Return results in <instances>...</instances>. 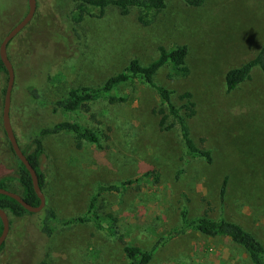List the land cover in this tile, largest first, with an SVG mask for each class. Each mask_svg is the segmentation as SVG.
Segmentation results:
<instances>
[{
    "label": "rangeland",
    "instance_id": "obj_1",
    "mask_svg": "<svg viewBox=\"0 0 264 264\" xmlns=\"http://www.w3.org/2000/svg\"><path fill=\"white\" fill-rule=\"evenodd\" d=\"M75 0H35L29 22L7 43L14 79L10 121L17 143L29 152L36 129L71 120L96 131L98 142L76 140L70 132L41 137L39 167L44 174L45 205L59 219L83 214L98 183L135 180L120 192L97 197L98 212L114 218L115 234L91 224L58 226L49 238L35 227L37 215L15 217L0 251V264H123L122 244L143 248L159 242L148 264H251L241 247L191 230L168 231L185 208L189 217L205 210L211 218L240 224L264 246V79L251 69L228 91L224 74L250 59L264 38V0H204L189 6L164 0L160 10L131 8L102 12ZM27 12V0H0V41ZM186 45L188 74L168 76L160 67L154 82L171 91V102L191 93L195 114L187 120L193 142L210 151L211 161L186 155L177 129L166 119L154 90L138 81L115 87L109 95L73 111L54 101L70 87L97 86L135 58L147 64L157 47ZM7 75L0 73V178L19 193L18 166L2 128L1 109ZM38 87L32 101L25 88ZM170 126V127H169Z\"/></svg>",
    "mask_w": 264,
    "mask_h": 264
},
{
    "label": "trees",
    "instance_id": "obj_2",
    "mask_svg": "<svg viewBox=\"0 0 264 264\" xmlns=\"http://www.w3.org/2000/svg\"><path fill=\"white\" fill-rule=\"evenodd\" d=\"M78 3L76 8L79 10L77 17L71 16L73 21H78L82 16V6L90 5L97 8L102 12L107 7H114L120 13L125 14L131 8H136L142 11L160 10L164 7V0H75ZM189 6H199L204 0H183ZM187 54L186 45H176L172 48L164 46L157 47V55L154 59L147 64H141L137 59L132 58L128 64L121 70L108 76L101 84L97 86L80 85L68 88L66 94L54 101L55 108H60L64 111H73L79 107L86 106L90 101H94L102 96H107L109 102H115L119 98L109 95L118 85L126 82L138 81L150 86L159 102L165 107V114L160 119V124H164L166 119L170 120V126L177 129L180 140L183 144L186 155L191 158H202L206 162L211 161L210 151L197 146L189 135V128L187 120L195 114V104L191 99V93L185 91L179 95L182 99L180 106H175L171 102V91L154 82L153 76L156 71L162 67L169 68L168 76H181L184 77L188 74V68L185 64V56ZM258 68L264 79V38L255 52V54L247 61L241 63L237 67L229 68L224 74L225 88L230 91L235 88L239 83L244 81L252 68ZM0 73L6 74V70L0 61ZM5 88V87H4ZM4 88L2 92L4 93ZM26 95L32 101H39L41 95L37 86L29 84L25 88ZM169 126V127H170ZM36 132L31 135L29 147L31 150L27 152L25 149L22 152L25 154L29 164L36 172L38 185L43 192L45 186V178L43 172L39 167V157L43 152L41 137L47 134H56L60 132H70L73 137L80 141H87L90 143L98 142L96 131L90 127L84 126L78 122L71 120H60L53 123L51 126L39 127ZM15 135V134H14ZM17 140V139H16ZM11 149V148H10ZM12 151V150H11ZM13 153V152H12ZM14 155V154H13ZM15 157V156H14ZM18 174L16 177L17 182L21 186L19 192L22 199L30 205H38L39 198L37 197L33 187L29 172L25 166L15 157ZM7 178H0V187L14 191L7 188L5 181ZM135 180L126 179L118 183L101 184L95 186L94 194L89 199L86 211L68 219H59L54 210L45 205L37 215L35 227L37 233L44 237L49 238L58 226H66L70 224H91L95 229L104 231L107 235L112 236L115 234L114 218L110 213H107L106 219L110 222L105 224L103 222L104 216L98 212L97 197L105 192H120L127 189ZM15 192V191H14ZM0 208L4 209L15 217H23L28 212L20 203L15 199L0 194ZM207 210V209H205ZM204 210L202 214L196 217H189L185 208L180 210L179 223L169 229L168 235L170 237L185 234L191 230L197 231L209 237H220L232 244H235L246 253L251 264H264V246L251 232L244 229L240 224L228 220L223 217L211 218ZM10 223V221H9ZM2 229L0 221V232ZM159 242H155L149 248H143L134 243L122 244V254L124 258L123 264H148L153 257L155 250L159 247ZM4 242L0 245V251L3 250ZM35 264H47L44 259L34 261Z\"/></svg>",
    "mask_w": 264,
    "mask_h": 264
},
{
    "label": "water",
    "instance_id": "obj_3",
    "mask_svg": "<svg viewBox=\"0 0 264 264\" xmlns=\"http://www.w3.org/2000/svg\"><path fill=\"white\" fill-rule=\"evenodd\" d=\"M34 9H35V0H27V12L22 17V19L19 22H17L3 36V38L0 41V61L2 62L6 70V75H7L6 84H5L4 93H3L2 109H1L2 128L6 135V138L9 142L10 148L14 156L25 166V168L29 172L31 182H32V187L37 197L39 198V203L38 205H35V206L30 205L29 203L25 202L22 199L19 193L10 191L2 187H0V194H4V195H7L15 199L28 212H32V213L39 212L45 206V198H44L43 192L41 191L38 185L36 172L33 169V167L29 164L28 160L26 159L25 154L22 152V149L19 147L17 140L15 138L12 126H11L9 110H10V99H11V91H12V86H13L14 73H13L12 64L6 54V45L8 41L29 22V20L31 19L33 15ZM0 221L2 225V229L0 232V245H1L6 237V234L9 228L8 215L6 211L2 208H0Z\"/></svg>",
    "mask_w": 264,
    "mask_h": 264
}]
</instances>
